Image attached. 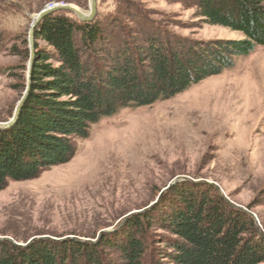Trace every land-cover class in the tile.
Returning a JSON list of instances; mask_svg holds the SVG:
<instances>
[{"label":"rangeland","instance_id":"rangeland-1","mask_svg":"<svg viewBox=\"0 0 264 264\" xmlns=\"http://www.w3.org/2000/svg\"><path fill=\"white\" fill-rule=\"evenodd\" d=\"M96 3L87 22L66 11L53 13L90 24L97 36L87 50L93 62L125 42L161 41L183 52L242 38L206 24L196 0ZM56 4L91 14V0H0V123L31 95V47L34 54L36 47L50 49L36 37L45 18L32 45L31 26ZM19 115L0 130L15 127ZM202 192L218 193L234 209L254 215L264 239V46L171 99L101 120L68 163L34 180L8 182L0 192V242L95 245L103 238L118 244L127 239L135 215H153L157 224L180 208L184 195ZM150 233L148 256L168 264L160 253L171 236L157 225ZM118 257L115 249H105L106 263Z\"/></svg>","mask_w":264,"mask_h":264},{"label":"trees","instance_id":"trees-1","mask_svg":"<svg viewBox=\"0 0 264 264\" xmlns=\"http://www.w3.org/2000/svg\"><path fill=\"white\" fill-rule=\"evenodd\" d=\"M196 4L206 24L239 32L242 38L183 52L161 41L143 46L125 42L93 62L87 50L97 36L90 24L66 15L47 16L36 37L50 49L35 48L31 95L15 127L0 130V192L8 182L34 180L68 163L101 120L171 99L264 46V0ZM181 200L180 208L157 224L153 215H135L127 239L118 244L103 238L95 245L0 242V264H163L147 254L154 225L171 236L168 250L160 253L168 264H264V239L253 216L234 209L218 193H190ZM105 249H115L119 257L106 263Z\"/></svg>","mask_w":264,"mask_h":264},{"label":"water","instance_id":"water-1","mask_svg":"<svg viewBox=\"0 0 264 264\" xmlns=\"http://www.w3.org/2000/svg\"><path fill=\"white\" fill-rule=\"evenodd\" d=\"M96 1L97 0H91V14L89 16L85 15L82 11L78 10L77 8H75L74 6H71V5H58V4H56V5H51V6L47 7L42 12H40L36 16V18L33 20V24L31 26V31H30V44L32 45L34 30L38 26V24L41 22L42 19H44L47 16H49L53 13H56L58 11H66V12H69V13L76 15L81 21L87 22V21H90L96 13V6H97ZM30 58H31V62H30L31 63L30 64V71H31L32 63L34 60V48L33 47H31V57ZM23 103H24V100L19 103V105L17 106V108L13 114V117L11 118L10 121L0 123V128L11 127L16 122L18 115L20 114V111L22 109ZM250 215L254 217V215H252V214H250ZM102 233H104V232H102Z\"/></svg>","mask_w":264,"mask_h":264},{"label":"bare ground","instance_id":"bare-ground-1","mask_svg":"<svg viewBox=\"0 0 264 264\" xmlns=\"http://www.w3.org/2000/svg\"><path fill=\"white\" fill-rule=\"evenodd\" d=\"M84 14H85V15H88V13H85V12H84Z\"/></svg>","mask_w":264,"mask_h":264}]
</instances>
